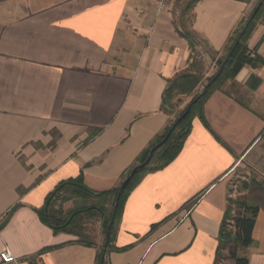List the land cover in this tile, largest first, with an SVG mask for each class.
<instances>
[{"label":"crops","instance_id":"0c3cea01","mask_svg":"<svg viewBox=\"0 0 264 264\" xmlns=\"http://www.w3.org/2000/svg\"><path fill=\"white\" fill-rule=\"evenodd\" d=\"M254 10L253 0L0 1V253L11 251L9 264H97L98 244L42 221L48 197L68 181L96 193L120 186L173 119L170 84L211 77L201 63L214 70ZM248 47L263 63L213 93L178 157L130 193L109 264H214L228 178L247 166L264 184V18ZM252 238L239 254L264 264V209Z\"/></svg>","mask_w":264,"mask_h":264},{"label":"trees","instance_id":"16d2710c","mask_svg":"<svg viewBox=\"0 0 264 264\" xmlns=\"http://www.w3.org/2000/svg\"><path fill=\"white\" fill-rule=\"evenodd\" d=\"M262 18H264V4L257 11L243 35H241V31L248 20L234 33L228 43L226 56L217 63V72L206 80V84L201 91L195 93L199 87H202L201 83L203 81L202 76L196 74H183L168 87L164 98V106L173 115V119L170 120L156 140L141 153L136 165L123 180L124 182L130 176L134 168L141 166L125 185L118 199L114 223L110 230L107 251L102 264H109L108 255L118 250L113 245V242L125 202L130 193L147 174L166 168L178 157L191 132L194 119L200 118L204 120V105L213 93L220 90L226 82L234 80L243 67L263 63L257 58L250 57L248 47V40ZM185 36L190 43L192 53H194L196 51L195 37L191 34ZM224 63L223 71L217 76L219 69ZM205 89L206 92L202 97L196 100ZM185 96H192V99L183 110H178V106L183 104L181 98ZM149 157L150 162L146 164ZM121 185L112 191L96 193L83 186L81 181L65 182L48 197L47 201L50 200L48 209L46 211L44 207L39 213L40 217L55 234L66 233L76 236L79 238L78 242L86 246H93L94 244L88 241L82 233L84 218H102L104 220L105 241L103 248L99 250L97 259V264H101L106 242V229L111 220ZM243 190L254 193L257 200L248 197L229 199L221 225L219 245L214 264H249L248 258L241 256L239 252L254 243L252 234L256 219L260 210L264 209V184L255 179L251 182H243ZM92 198L101 200L105 205L86 207L67 213L63 210V205L72 200H88ZM110 202L111 208H108Z\"/></svg>","mask_w":264,"mask_h":264},{"label":"rangeland","instance_id":"374dc122","mask_svg":"<svg viewBox=\"0 0 264 264\" xmlns=\"http://www.w3.org/2000/svg\"><path fill=\"white\" fill-rule=\"evenodd\" d=\"M260 1L261 0H253V9L257 7ZM200 68L202 69L201 73L209 72L211 76H213L217 72V67L214 70H212L211 66L204 62L201 63ZM205 84H206V80L203 82L202 87L199 91L203 89V86ZM183 109L184 107L181 110ZM254 179L255 178H254L253 173L250 172L247 166L241 167L240 169L236 170L227 180L228 192H229L230 198L237 199L240 197H248L251 199H254V198L256 199V196L254 193H250L248 191L243 190V182H251ZM72 201L75 203L73 205H70L69 209H65V205H63V210L66 213L70 211L83 209L86 207L105 205L101 200L95 199V198L88 199V200L78 199V202H76L75 200H72ZM110 206H111V202L108 204V208H111ZM82 233L84 236H86L88 241L98 244L99 250L103 248V244L105 241V230H104V220L102 218L85 217L83 221Z\"/></svg>","mask_w":264,"mask_h":264},{"label":"water","instance_id":"95a60500","mask_svg":"<svg viewBox=\"0 0 264 264\" xmlns=\"http://www.w3.org/2000/svg\"><path fill=\"white\" fill-rule=\"evenodd\" d=\"M263 4H264V0H261V1L258 3V5H257V7L255 8L253 14H252L251 17L248 19L246 25H245L244 28L242 29V31H241V35H243V34L246 32V30H247L249 24L251 23V21L253 20L255 14L257 13V11L260 9V7H261ZM224 65H225V63H224V64L221 66V68L219 69V71H218V73H217V76L220 75L221 72L223 71ZM205 92H206V89L202 91V93L196 98V100L199 99V98H201L202 95H203ZM196 100H195V101H196ZM149 162H150V157L148 158L146 164H148ZM139 167H141V166H137L136 168H134V169L132 170L130 176H129V177H128V178L122 183V185H121V187H120V192H119V194H118V196H117V199H116V202H115V207H114V210H113V212H112L111 220H110V222H109V224H108V226H107V229H106V242H105V246H104V250H103L104 253H103V255H102L101 264H102L103 261H104L105 254H106V251H107V245H108V241H109V237H110V230H111V228H112V226H113V223H114V217H115V213H116V208H117V202H118V199H119V197H120V195H121V192L123 191L125 185H126V184L129 182V180L135 175V173H136V171L139 169ZM49 203H50V200H48V201L46 202V206H45V210H46V211H47V209H48V205H49Z\"/></svg>","mask_w":264,"mask_h":264},{"label":"built area","instance_id":"2783aa9c","mask_svg":"<svg viewBox=\"0 0 264 264\" xmlns=\"http://www.w3.org/2000/svg\"><path fill=\"white\" fill-rule=\"evenodd\" d=\"M251 58H255V54L253 52L249 53ZM0 259L3 263L9 264V263H15L16 258L11 253V251L8 248H5L4 251L0 253Z\"/></svg>","mask_w":264,"mask_h":264}]
</instances>
